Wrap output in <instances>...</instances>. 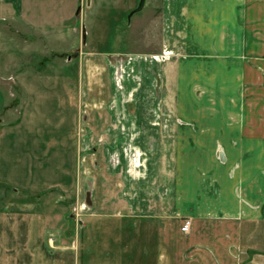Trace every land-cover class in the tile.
Returning <instances> with one entry per match:
<instances>
[{
    "label": "crops",
    "instance_id": "0c3cea01",
    "mask_svg": "<svg viewBox=\"0 0 264 264\" xmlns=\"http://www.w3.org/2000/svg\"><path fill=\"white\" fill-rule=\"evenodd\" d=\"M115 1L119 18L140 2ZM142 1L128 19L129 37L151 35L138 49L74 51L86 29L74 30L64 62L77 73L63 80L95 154L76 160L70 185L61 175L57 199H40V160H19L0 264H264V0ZM39 3L0 0L1 30L30 52L39 29L63 26ZM15 81L20 112L23 86L37 83ZM36 108L19 114L23 135L8 147L38 146Z\"/></svg>",
    "mask_w": 264,
    "mask_h": 264
},
{
    "label": "rangeland",
    "instance_id": "374dc122",
    "mask_svg": "<svg viewBox=\"0 0 264 264\" xmlns=\"http://www.w3.org/2000/svg\"><path fill=\"white\" fill-rule=\"evenodd\" d=\"M39 1L38 10L41 18L48 15L50 18L57 19L61 14L63 26L51 31L39 29L38 42L33 46L35 52L20 46L16 37L13 41L7 39L4 30L0 28V134L2 131L4 140L3 160H0V209L15 204V198L18 197H16V187L23 181L15 180L18 175L22 176V173L17 172L16 169L19 160H31L28 157H34L32 160H40L39 165L35 164L33 169L34 178H39L40 199H46L49 196L57 199L60 191L66 186L65 182L59 181V178L63 176L66 183L70 185L77 172L76 160H80V157L81 160H87V156L95 154L94 149L82 148V145L84 147V140L80 139L82 123L79 118L76 121L73 117V112L77 110L78 105L75 100L76 92L71 91L72 86H67L63 80L64 76H74L77 73L75 65L66 66L64 62V58L76 54H72L73 51L66 52L70 45H74V30L79 32L81 27L86 29L84 39L86 43L83 42L82 32L81 43L74 50L78 52L80 49L85 52L138 49L145 39L149 40L151 36L149 32L142 29V26L137 35L128 36L129 15L143 7L142 0L135 9L120 17L121 19L115 0H77L74 5L66 4L70 0H58L56 4H53V0ZM44 36L55 42L45 45ZM31 78H34L37 84L23 86L22 97L20 95L19 100L23 101L24 108L16 112L14 105H16L18 90H16L15 80L32 82ZM47 96L49 103L45 100ZM29 104L30 107H37L32 119L35 118V124L39 129L38 146L26 148L22 147L24 143H20L16 147L11 145L8 147L5 143L7 139L23 135L16 132L15 126L21 123L19 114L23 112L25 117L29 111L27 109ZM62 120L65 122L60 127ZM142 156H145V153ZM44 162L46 165H42ZM63 163L66 166L64 168ZM61 167L62 170L69 171L67 176L61 173ZM74 211L75 219L79 223L82 212L78 204L75 205ZM66 219L71 220L74 225L75 219L72 215H67ZM77 235L81 236L79 231Z\"/></svg>",
    "mask_w": 264,
    "mask_h": 264
},
{
    "label": "built area",
    "instance_id": "2783aa9c",
    "mask_svg": "<svg viewBox=\"0 0 264 264\" xmlns=\"http://www.w3.org/2000/svg\"><path fill=\"white\" fill-rule=\"evenodd\" d=\"M190 224H191L190 220L185 221L184 225L182 226V230L188 232L190 229Z\"/></svg>",
    "mask_w": 264,
    "mask_h": 264
}]
</instances>
